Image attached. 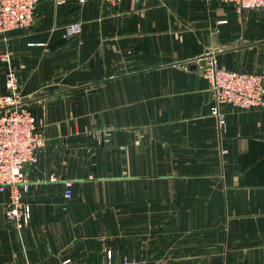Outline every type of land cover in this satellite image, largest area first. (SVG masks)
<instances>
[{
	"label": "crops",
	"instance_id": "obj_1",
	"mask_svg": "<svg viewBox=\"0 0 264 264\" xmlns=\"http://www.w3.org/2000/svg\"><path fill=\"white\" fill-rule=\"evenodd\" d=\"M1 53L45 144L24 169L29 226L0 192V264H264V110L223 107L218 126L201 75L209 56L260 73L263 9L41 0Z\"/></svg>",
	"mask_w": 264,
	"mask_h": 264
},
{
	"label": "built area",
	"instance_id": "obj_2",
	"mask_svg": "<svg viewBox=\"0 0 264 264\" xmlns=\"http://www.w3.org/2000/svg\"><path fill=\"white\" fill-rule=\"evenodd\" d=\"M41 0H0V34L12 29L29 26L34 18L37 4ZM54 5L75 2L84 5L93 0H50ZM114 6L121 0H100ZM139 1V0H137ZM208 3L228 4L241 10H264V0H206ZM222 23V22H221ZM80 32L78 23L66 28V37H75ZM0 60L7 63L3 91L0 93V192L8 194L5 217L16 230L30 223L29 207L25 196L30 182L24 169L37 162V151L45 144L42 126L25 106L20 93V82L10 57L0 54ZM201 75L207 81L212 96L209 114L220 126L227 114L222 109L233 110L258 108L264 110V63L259 74L230 71L220 67L214 57L203 61ZM72 182L63 183V198H71ZM110 258V252H108ZM65 259L62 264H70ZM133 264V263H132Z\"/></svg>",
	"mask_w": 264,
	"mask_h": 264
}]
</instances>
